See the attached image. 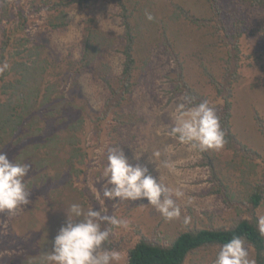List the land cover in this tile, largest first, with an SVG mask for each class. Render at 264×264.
<instances>
[{
    "label": "rangeland",
    "instance_id": "rangeland-1",
    "mask_svg": "<svg viewBox=\"0 0 264 264\" xmlns=\"http://www.w3.org/2000/svg\"><path fill=\"white\" fill-rule=\"evenodd\" d=\"M6 1L0 0V11L8 5L15 16L12 19L15 23L19 21L20 13L24 12L25 17L22 18L26 28L22 36L28 37L35 45H46V54L49 53L53 62L46 73L45 82L50 86L53 84L52 89L57 93L61 91L71 102L70 109L64 111V115L69 120H77L79 116L83 118L79 128L81 133H78L81 146L86 150L84 162L87 166L79 177L65 181L69 190L65 187L61 189L63 183L54 182L52 185L57 192L48 204L47 200L43 201L42 190L37 195L34 191L30 193V203L22 206L14 215L0 213V264H18L29 249L31 238L23 233L24 228L21 227L29 225L33 214L41 224L54 227L57 234L66 223L70 195L76 197L75 203L85 208L92 206L102 213L127 221V228H112L107 224L102 226L111 229L109 242L103 247L121 253L119 264H125L128 250L141 237L168 244L185 230L231 227L240 219L249 217V194L264 174V137L255 121L257 115L262 118L264 126V51L257 41L248 35L240 41L241 78L234 85L231 97V130L253 152L251 157L247 156L245 162L250 164L246 165L242 161V153L235 158L233 152L224 147L219 151L199 152L167 134L173 126L176 105L183 102L181 97L184 95L170 99V77H173L171 72L174 67L163 49H158L150 57L147 69L136 79L133 93L121 110L105 111L110 90L100 78L103 73L93 68H82L80 60L88 20H94L102 31L123 34L120 10L114 2L78 0L66 10L67 27L54 30L48 26V20L49 16L57 13L43 8L45 0ZM158 3L163 17L168 16L166 12L171 11L172 7L169 6L173 4L182 6L199 18L212 16L206 0H159ZM228 10H231V19L226 14ZM223 15L222 19L229 30L233 29V15L239 19L244 16L246 21L240 25V30L245 32L264 19L263 11H245L233 5L224 9ZM180 31L181 37L176 42L182 51L185 80L189 87L214 106L213 100L219 97L212 78L217 81L222 78L221 59L225 53L219 48L211 52L206 49L207 43L214 40L208 33H214L211 28L200 30L188 23ZM100 62L108 66L110 77L117 78L121 74L123 58L119 52H105ZM214 107L217 112V107ZM44 127L45 132L52 133L63 126L51 120ZM109 147L121 148L132 164L146 165L149 172L170 190L180 189L183 196L178 199L173 196L181 208L180 218L166 221L154 206L147 204L146 199L117 203L103 199L102 194L98 195ZM255 164L256 167L252 168ZM213 176L227 187L230 196L227 203L215 193L218 183L212 179ZM31 207L32 212H27ZM260 215H264V196L255 210V217ZM185 216L191 217L187 224L184 223ZM74 222H79V218ZM245 247L249 250V258L254 259L252 250ZM217 252L216 248L201 251L191 256L186 264H213Z\"/></svg>",
    "mask_w": 264,
    "mask_h": 264
},
{
    "label": "trees",
    "instance_id": "trees-1",
    "mask_svg": "<svg viewBox=\"0 0 264 264\" xmlns=\"http://www.w3.org/2000/svg\"><path fill=\"white\" fill-rule=\"evenodd\" d=\"M110 1L120 10L123 34L102 31L94 20H88L80 60L82 68H93L96 72L103 73L100 78L110 90L105 111L115 108L121 110L133 93L136 79L143 75L150 57L158 49H163L164 53L169 55L174 67L171 72L173 77H170V99L187 94L195 98V103L206 100L187 84L182 51L176 41L181 37L180 28L186 27L188 23L200 30L211 28L214 33H208L214 40L207 43L206 49L211 52L219 48L225 53V57L221 59L222 78L219 81L212 78L216 95L219 97L214 99L213 103L217 107V115L225 133L226 142L223 147L232 151L235 158L242 153V161L249 165L250 163L245 161L248 160L247 156H252V150L242 144L231 130V97L234 85L241 78L240 41L248 35L257 41L264 51V19L256 27L248 28L245 32L240 30V25L246 21L244 16L241 19L236 15L232 16L235 20L232 30L227 28L222 18L223 10L229 9L230 5L245 11L251 9L264 12V0H206L212 12L210 18H199L178 4L170 5L171 11L167 10L168 16L163 17V14H160L162 11L159 0ZM5 2L7 3L6 0ZM77 2L78 0H45L43 8L57 13L55 16H49L48 26L54 30L66 28V10ZM147 13L154 19L149 21L146 18ZM226 14L231 19V10ZM22 17H25L23 11L19 15V21L15 23V16L8 5L0 11V64L9 65L6 71L0 73V151L7 153L10 161L30 164V172L24 181L27 189L30 193L36 191V195L42 190L43 201L47 200L48 204L57 192L52 185L54 182L61 185L63 183L61 189L64 190L65 187L69 190L65 181L70 182L79 177L82 169L87 166L84 162L86 150L81 146L82 140L79 137L83 118L79 116L77 120H69L64 115V111L70 109L71 102L61 91L57 93L53 90V84H46L45 77L52 66V58L49 53L46 54L48 50L45 44L35 45L28 37L22 36L26 28ZM180 22L185 23L178 24ZM213 22L216 25H212ZM175 26L179 28L172 29ZM112 51L119 52L123 58L122 71L117 78L110 77L108 66L100 62L105 52ZM51 120H55L59 126L62 124L63 127L52 133L45 132L44 125ZM255 121L264 137L262 118L255 115ZM251 167L255 168L256 164ZM214 176L212 179L218 183L215 193L227 203L230 197L227 187ZM263 196L264 174L249 194V217L240 219L231 227L188 229L179 233L168 244L155 243L141 237L128 250L125 264H186L191 256L212 248L218 249L234 235L245 239V245L252 250L256 264H264V235L258 232L255 217V210L262 202ZM75 199V196L70 195L69 206L75 203ZM69 206L67 204L68 208ZM27 212H32V207ZM34 215L27 227H21L24 228L23 233L29 235L31 240L29 249L18 264H46L44 254L52 248L55 228L41 224L40 219Z\"/></svg>",
    "mask_w": 264,
    "mask_h": 264
},
{
    "label": "clouds",
    "instance_id": "clouds-1",
    "mask_svg": "<svg viewBox=\"0 0 264 264\" xmlns=\"http://www.w3.org/2000/svg\"><path fill=\"white\" fill-rule=\"evenodd\" d=\"M146 18L149 21L154 19L150 13ZM8 67L7 63L0 64V73ZM181 100L183 102L176 105L173 126L167 134L192 150H221L226 142L225 133L215 107L210 106L208 100L195 103V98L187 94ZM30 168L28 163L10 161L7 153L0 151V213L14 215L30 203V192L24 182ZM101 180L103 183L97 193L107 201L119 203L146 199L147 204L154 206L166 221L181 216V208L173 196L178 199L183 192L170 190L149 172L146 165L130 163L121 148L107 149ZM66 214V223L52 239L51 251L44 254L46 264H119L121 253L103 247L109 242L111 229L102 226L127 228L126 220L102 213L92 206L85 208L80 203L71 204ZM77 218L79 222H74ZM190 219L185 216L184 223H189ZM256 226L264 235V215L257 217ZM245 243L243 237L232 236L219 246L213 264H256L255 259L249 258Z\"/></svg>",
    "mask_w": 264,
    "mask_h": 264
},
{
    "label": "crops",
    "instance_id": "crops-1",
    "mask_svg": "<svg viewBox=\"0 0 264 264\" xmlns=\"http://www.w3.org/2000/svg\"><path fill=\"white\" fill-rule=\"evenodd\" d=\"M257 125V124H256Z\"/></svg>",
    "mask_w": 264,
    "mask_h": 264
}]
</instances>
